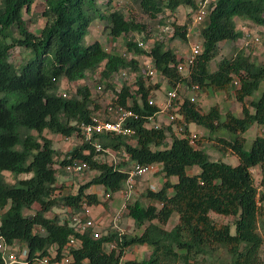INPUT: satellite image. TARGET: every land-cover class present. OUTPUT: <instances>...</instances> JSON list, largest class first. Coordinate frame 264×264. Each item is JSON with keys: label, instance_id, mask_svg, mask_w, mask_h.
Wrapping results in <instances>:
<instances>
[{"label": "trees", "instance_id": "1", "mask_svg": "<svg viewBox=\"0 0 264 264\" xmlns=\"http://www.w3.org/2000/svg\"><path fill=\"white\" fill-rule=\"evenodd\" d=\"M34 1L0 0V237L4 243L25 247L29 264L51 256L52 249L56 253L50 259L59 260L72 234L81 242L70 250L74 264H188L200 256L216 259L221 253L227 255L224 264H262L263 236L259 229L264 227V191L256 186L251 170L261 168L260 184L264 186V137L256 136L247 150L242 134L254 123L264 127V89L254 96L264 80V63L237 49L231 57L222 58L215 70L209 66L220 43L236 42L242 36L236 19L264 27V0L209 3L199 31L202 49L189 76L177 70L183 58L167 47L165 38H149L147 24L116 8L113 0H45L40 14L45 21L38 33L29 29L24 18ZM135 1L142 14L160 23L170 20L173 33L167 38L187 40L192 12L198 8L196 0ZM181 6L191 8L183 22L176 18ZM95 19L102 21L112 38H127L136 32L150 40V48L144 50L127 38L125 51L150 56L169 88L183 82L207 93L232 92L241 103V115L229 110L222 113L218 104L202 110L196 101L181 95L176 100L177 109L170 111L174 116L170 124L146 128L145 120L158 110L148 104V98L160 83L146 85L137 59L111 52L97 40L85 44L88 27ZM14 47L28 51L19 67L9 60ZM100 67L105 91L113 88L121 69L131 68L137 73L134 83L122 82L117 99L125 105L127 98H132L131 108L139 115L129 121L134 134L130 138L113 133L94 137L102 148L126 155H119L115 163L100 157L101 153L80 134V125L91 122L101 108L98 98L86 84L78 85L70 96L59 90L63 79L79 81ZM190 124L206 129L212 146L235 156L237 163L211 160L197 136L194 144L190 143ZM45 131L80 138L81 142L63 153ZM77 159L85 161L95 174L73 192L67 190L65 182L58 184V178L63 167ZM132 162L158 164L163 178L159 189L144 191L147 204L139 200L127 204L126 216L133 219L135 232L119 234L110 228L98 238H93L90 230L76 232L69 224L70 213L81 210L84 201L89 206H107L124 188ZM193 167L199 170L188 172ZM7 173L12 181L7 180ZM91 186H102L110 196L101 201L96 193L86 192ZM35 204L38 208L33 213H25ZM56 207L64 209L66 218L47 216ZM174 213L176 223L166 228ZM211 213L232 216L233 221H216ZM110 243L115 246L108 249ZM130 246L150 250L143 259H123ZM0 264H5L1 251Z\"/></svg>", "mask_w": 264, "mask_h": 264}, {"label": "rangeland", "instance_id": "2", "mask_svg": "<svg viewBox=\"0 0 264 264\" xmlns=\"http://www.w3.org/2000/svg\"><path fill=\"white\" fill-rule=\"evenodd\" d=\"M44 5H45V0H35L31 6V10H30L29 14L24 15V18L27 22L29 29L35 33L39 32V29L43 26L44 21H45L44 18H42L40 15L41 11L44 8ZM112 5H114L116 8L122 9L124 11V13L126 15H128L129 17H132L139 22L146 23L147 24V30H150L147 33V36L149 38H151L152 40L157 39V37H159V39L165 38V43H166L167 47H172L173 49L176 48L177 49L176 53H177L179 58L184 59V58L188 57L190 47L194 44L199 43V39H197L194 36L187 39L186 41L179 40V39H169V38H167L168 36H159L158 32H154L155 27H151L153 25L156 26V24L154 23L155 21H153V20H156V18H151L146 14H142L140 12L139 7L137 5V2L135 0H113ZM190 9L191 8L189 6H181L179 8V11L176 12L177 20L179 22H183L186 18L188 19L189 17L186 14L187 12H185V11L190 12L191 11ZM192 13H195V12L193 11ZM236 26L240 30L243 26H245V27H247V29H250L251 31L257 33L260 36L261 44L250 46V47H248V49L242 48V50L244 51L245 54H249L250 57L252 59L256 60L257 62L264 63V27L263 26L258 27L256 25L252 24L251 22L246 21V20H242V19H236ZM142 36L143 35L139 34V38ZM126 39L127 38L125 36H120V37L116 38V40L111 38L110 35L108 34V32L103 29L102 21L99 19H95L90 23V25L88 27V33L84 38V43L87 44V43H91V42L97 40L107 50H109L111 52L121 53V52L125 51V49H126L125 48ZM178 46H181V47L178 48ZM237 49H241L239 40L236 42L225 41L223 43H220L217 46L216 56L210 62V66H209L210 70L215 69V67H217V65H218V62L221 61L222 58H224V57L229 58L232 55H234ZM26 57H28V51L27 50H24L23 48H19V47H14L11 50L9 60L16 67H19L20 63L23 60H25ZM100 70H101V67L98 68L97 70H95L94 72L88 73V75L84 79L79 80V81H75V82H68L65 79H63L60 83L59 90L62 93H66L67 96H70L71 94L74 93V91L78 85L86 84L90 88L94 98H98V100L105 99L106 96H103V93H98V92L95 93V89H94L97 84H100V83H102L104 85L106 84L105 81L100 82V80H101L100 79L101 78L100 77ZM143 74H144V77L146 78V81L149 84L159 82V80H160L159 77L154 78V79H149L147 76H145V72ZM134 77L135 78L131 77L133 79H130V80L132 81V80L136 79V73L134 74ZM114 78L115 79L113 81L116 82V84H121L123 82V80L117 76ZM159 83L161 85L163 84V86L165 85V83H161V82H159ZM110 89H113V88H110ZM263 89H264V80L260 83V86L255 91L254 96L255 97L259 96ZM153 90H155L154 94L157 95L160 93L159 91H161L162 89H161V87H158V88L153 89ZM196 92H197L196 102L199 104V106L201 107L202 110H207L211 105L218 104L221 108L222 113L229 110L232 113H234L236 116L241 115V103H239L233 97L232 92H230V93H226V92H217V93L209 92V93H207V92H204L200 89L196 90ZM187 94H190V88L186 87V85L184 84V88L181 92V95L185 96ZM189 129L191 130L193 135L197 136L196 140H198L202 143L201 144L202 148L209 154V158L211 160H221L223 162L230 163V164H236L237 163V159L235 156L220 152L212 146V142L209 139H207V136L209 133L206 129H204L203 127L197 126L195 124H190ZM221 133H223V132H221ZM44 135L46 137L50 138L52 140L53 146L55 148L61 150L63 153L69 151L75 145H77L81 142L80 138H76V137L65 138V137H62L61 135L52 134V133L47 132V131H45ZM242 135L245 138V148L248 150L251 146L253 139L256 136H263L264 137V127H260L258 124L254 123ZM129 141L131 142L132 140L129 139ZM112 154H114V152ZM62 158H63V155L60 156V158L57 160L60 161ZM116 160L117 161L119 160L118 155L116 157ZM58 162L55 164L56 166H58V164H59ZM155 165H157V164H155ZM153 168L155 169V167H153ZM156 169L157 170H154L153 172L151 171L147 174H144V175L136 178L134 192H133L132 198L129 200L128 204L133 203L135 200H139L141 203H143L145 205V204H147L148 201L143 196L144 191L146 189H151V190L154 189L155 190V189L160 188V183H159L160 179H161V181H163V178L159 172L160 166H156ZM198 170H199L198 167H193V168L189 169L188 172L192 173V172H196ZM251 172H252V176L254 178V182H255L256 186L258 187V189L260 191H264V186H262L260 184V179L262 177L261 168L259 166L254 167V168H252ZM94 174H95V171H93V170H87L84 173V175H82V176H74L71 174L68 175L66 173L64 174V172H63V175L61 174L60 177L58 178V184H60L61 182H65L69 186V188L67 190L75 192L77 190V188L79 187V185L90 180V178ZM23 176H25V175H21L20 178ZM6 178L8 181H12V178L8 173L6 174ZM171 180L176 181V177H173ZM86 192L97 193L100 200L104 201L103 189L101 186H91L86 190ZM111 200H112V198H111ZM109 202H110V200L108 201L107 206H105V208H103V210H102L104 215L103 216L102 215L97 216V217H101L100 227H99L100 228V230H99L100 234H104L108 229L111 228V219L116 214L115 211H117L121 206L122 195L118 192L116 194H114V198L110 203V208L108 207ZM263 206H264V201H263ZM37 208H38V205L35 204L30 210H26L25 213H27V214L33 213ZM98 209H99V207L95 208V210H97V211H98ZM53 214H58L61 218H66V213H65L64 209H62L61 207H56V208L52 209L51 212L47 213V216L51 217ZM210 215L213 219H215L216 221H219V222L231 224L233 221L232 216H224L223 217L220 215H216L214 213H211ZM127 219H128V216H126V207H125L123 210L122 219H121L122 221L120 222V225L122 228H124L125 232H129V233L135 232L134 226H132L130 228L127 227ZM176 221H177V214L174 213V214H172L169 222L167 223L166 228L173 227V225L176 223ZM127 230H129V231H127ZM259 231L263 236V244L261 247V259H262V264H264V227L260 228ZM231 232L234 233V226L233 225L231 227ZM148 250H150V249L147 246L141 247V248H137L135 246H130L127 249L123 259H128V258L143 259L146 257L147 253L149 252ZM213 259H214V257L211 260H209V258H207V257L204 258V257L200 256L197 258L196 261L191 260L188 264H224L223 262L227 260V255L225 253H221L218 258H216L214 260Z\"/></svg>", "mask_w": 264, "mask_h": 264}, {"label": "built area", "instance_id": "3", "mask_svg": "<svg viewBox=\"0 0 264 264\" xmlns=\"http://www.w3.org/2000/svg\"><path fill=\"white\" fill-rule=\"evenodd\" d=\"M208 2L209 0H202L198 3V8L193 16L194 24H198L206 16L208 12ZM169 22L170 20H167L165 21V23L157 24L159 36L172 35L173 27L169 24ZM241 31L242 36L239 38L241 49H248V47L250 46L261 44V38L257 33L251 31L250 29H247V27L245 26L241 28ZM131 39L136 42L138 47L144 50H148L150 48V43L144 40L142 37L131 38V35H129L128 40ZM201 49V43L192 45L189 49L188 57L184 58L181 62L177 64V70L183 76H189L190 67L194 62L195 56L201 52ZM121 53L122 56L128 59L134 58L141 62V64H143L144 69H142V72H145V76H147L149 79H154L158 76V72L150 56L133 55L126 51H123ZM135 73L136 71L134 69L126 68L121 69L116 76L121 78L123 82L127 84H132L136 81V79L132 81L130 79L135 78ZM161 78L164 79L163 77ZM102 81L104 80L101 79L100 82ZM146 85H148V82H146ZM121 87L122 83L116 84V82L113 81V89L105 91L104 84H97L94 88L95 92L103 93V96H106V98L98 100L101 105V108L92 117L91 122L83 123L80 125L81 137L87 141H90L95 147V150L101 153L100 157H103V159H105L109 163L117 162V155L118 157L119 155H122L125 158L126 155L118 150L102 148L100 143L94 140V137L104 133H113L126 135L130 138L134 134L135 130L132 126H130L129 121L132 119H138L139 117V115L131 108L132 98L128 97L125 105L117 101L118 93L120 92ZM183 88V82L176 83L174 87L167 89L162 94L161 99L156 98V94H154L155 90L152 89L148 98V104L157 106L158 110L155 111L153 115H150L145 120L143 125L146 128H159L164 124H170L172 119L174 118V116L170 114V111L177 109L176 100L180 98ZM197 89L198 88L196 85L190 86V94H187V96L191 101H196ZM179 134L180 133H178V135ZM179 136H182V134H180ZM195 137V135L191 134L190 143L194 144ZM113 152L114 154H112ZM156 166L159 165H140L134 162L130 164L127 169L128 177L126 179L125 186L122 190L119 191L123 198L122 210H124L129 200L132 198L136 178L151 171L153 172L154 170H157ZM153 167H155V169ZM63 170L68 175L71 174L74 176H82L87 170H89V166L85 161L77 159L66 164L63 167ZM109 196V193L104 194V198H108ZM122 213L123 211H119L117 214L114 215L112 219L113 227L119 232V234L125 233L124 228L119 226V221L120 217L122 216ZM69 224L73 227L76 232L79 233H84L85 231L90 230V233L93 238H98L101 235L100 231L96 228V221L90 213V207L86 204L85 201L82 203L81 210H79L78 212L70 213ZM34 232H38V229H34ZM80 245V240L72 234L69 236L68 242L62 250V257L59 260L50 259L51 257L54 258L56 253L52 249L51 256H43L42 258L37 259L33 264H74V259L72 257V254L70 253V250L76 249ZM114 246V243H110L108 244V249H111ZM0 251L3 254L5 264H29L27 259L28 252L25 247L19 248L18 246H7L1 237Z\"/></svg>", "mask_w": 264, "mask_h": 264}, {"label": "crops", "instance_id": "4", "mask_svg": "<svg viewBox=\"0 0 264 264\" xmlns=\"http://www.w3.org/2000/svg\"><path fill=\"white\" fill-rule=\"evenodd\" d=\"M202 0H196V2H197V4L199 3V2H201ZM211 1H213V0H209V2H208V5H209V3L211 2ZM191 10V9H190ZM178 11H179V9H178ZM185 12H187V13H190L189 11H185ZM186 13V14H187ZM194 13H192V15H191V22H190V27H189V30H188V38L187 39H189V38H191V37H196L197 39H199V43H201V40H200V37H199V31H200V27L202 26L201 24H202V21L201 22H199L198 24L197 23H193V19H194ZM243 20H245V19H243ZM153 21H155L154 23L156 24V26H154L153 24V26H151V27H155L154 29H155V31L154 32H158V28H157V24H160V22H159V20H157V18H156V20H153ZM246 21H248V20H246ZM150 27V26H149ZM259 27V26H258ZM240 30V29H239ZM159 34V33H158ZM131 35V38H136V37H139V34L137 33L136 34V32H133V33H131L130 34ZM168 37H170V36H168ZM112 38V37H111ZM128 39H129V36L127 37ZM142 38H143V36H142ZM159 37H157V39H158ZM113 39H115L116 40V38H113ZM149 43H150V40L148 41ZM179 47H181V46H178V48ZM171 49H173L172 47H170ZM175 52H176V48L175 49H173ZM141 64V63H140ZM141 66H143L142 64H141ZM143 68V67H142ZM215 69H216V67H215ZM215 69H211V70H215ZM157 77H159L160 78V80H159V82H161V83H165V85L163 86V84L161 85L160 84V87H161V91H159L160 93L159 94H157L156 95V98L157 99H161V97H162V94L167 90V89H169V87L167 86V84H166V79H162L161 78V76L158 74V76ZM156 77V78H157ZM158 93V92H157ZM261 127V126H260ZM173 178V177H172ZM171 178V179H172ZM160 186H161V184H162V181H161V179H160ZM152 185V184H151ZM102 187V186H101ZM155 188V187H154ZM102 189H103V187H102ZM154 190V189H153ZM155 190H157V189H155ZM94 193V192H93ZM118 193H120V192H118ZM97 194V193H96ZM105 194V192H104V189H103V195ZM116 194V193H115ZM121 194V193H120ZM98 195V194H97ZM113 198H114V195H113ZM113 198H112V200H113ZM105 199H107V198H104V200ZM112 200H110V202H109V208H110V203H111V201ZM122 204H123V198H122V203H121V206H120V208L117 210V211H115V213L117 214L119 211H123L122 210ZM90 207V213H91V215L94 217V219H95V221H96V228L98 229V230H100V219H101V217H97L98 215H104L103 214V212H102V210H103V208H105V206H103L102 204H99V205H92V206H89ZM96 207H99V209H98V211L97 210H95V208ZM114 213V214H115ZM113 214V215H114ZM123 214V213H122ZM114 217V216H113ZM113 217H112V219H113ZM112 219H111V228H114L113 227V223H112ZM122 219V216L120 217V221H119V226H121L120 225V222L122 221L121 220ZM123 223V222H122ZM132 226H134V221H133V219L132 218H130V217H128V219H127V227L128 228H130V227H132ZM127 231H129V230H127ZM135 247H137V248H141V247H143V246H135Z\"/></svg>", "mask_w": 264, "mask_h": 264}]
</instances>
